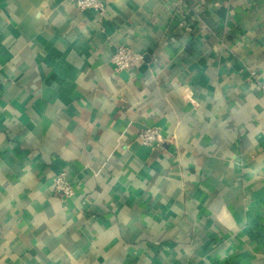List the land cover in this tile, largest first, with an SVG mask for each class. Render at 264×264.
Returning <instances> with one entry per match:
<instances>
[{"label": "crops", "instance_id": "obj_1", "mask_svg": "<svg viewBox=\"0 0 264 264\" xmlns=\"http://www.w3.org/2000/svg\"><path fill=\"white\" fill-rule=\"evenodd\" d=\"M0 264H264V0H0Z\"/></svg>", "mask_w": 264, "mask_h": 264}, {"label": "built area", "instance_id": "obj_2", "mask_svg": "<svg viewBox=\"0 0 264 264\" xmlns=\"http://www.w3.org/2000/svg\"><path fill=\"white\" fill-rule=\"evenodd\" d=\"M139 60L130 49L124 47L116 48L110 58V63L113 66L115 73L130 72L133 65ZM138 139L145 147H159L162 143V138L159 135V130L156 128L142 129L138 135ZM53 190L55 193L67 197L71 193V184L68 182L64 174L57 175L53 179Z\"/></svg>", "mask_w": 264, "mask_h": 264}]
</instances>
